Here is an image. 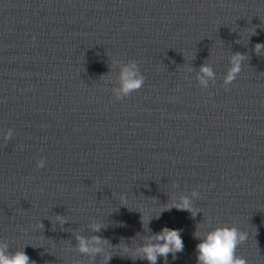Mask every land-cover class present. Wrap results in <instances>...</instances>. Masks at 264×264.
Here are the masks:
<instances>
[{"label":"clouds","instance_id":"1","mask_svg":"<svg viewBox=\"0 0 264 264\" xmlns=\"http://www.w3.org/2000/svg\"><path fill=\"white\" fill-rule=\"evenodd\" d=\"M253 51L257 56H264V44L256 43ZM246 55L240 52L233 53L229 58L230 67L227 69L225 76L223 77V84L225 90H228V86L237 78L242 71V63L245 61ZM113 65H119V77L117 85L111 88V92L117 100H122L131 96L134 92L139 91L145 83V77L141 74L139 66L136 61L130 60L127 63H120L119 60H113ZM216 74L211 64L204 63L199 67L196 75L198 85L202 88H208L209 82H214ZM14 133L12 129H8L4 139L7 141L13 137ZM37 168L45 167V160L42 158L37 161ZM194 198H200V193L194 189L191 194ZM122 200H126L125 195H121ZM176 208L178 210H184L191 213L194 218L201 210L194 206L193 201L188 196H183L178 202H172L164 210ZM156 218H159L158 215ZM142 219V223L145 229L150 220L145 222ZM57 221L63 225L67 222L62 216H57ZM198 226V225H197ZM40 227L43 228V224L40 223ZM90 230L93 233L99 232L105 227L102 223H92ZM196 239L200 242L196 245L197 251V264H248L244 257L238 256L236 250L238 246L248 239V234L235 225H220L211 230L194 233ZM77 244L75 250L83 256L89 257L92 261L98 255L103 254L105 262L112 258V255L105 254V245H108V241L98 235H92L91 237H85L77 234L75 236ZM127 248L128 246L125 245ZM9 244L4 240H0V264H35L34 261L26 254L22 249H18L15 252H9ZM184 242L181 237L180 230L164 227L160 232L144 237L143 243L138 245L133 250V255L129 257L133 260L140 259L148 261V264H157V260L163 257L165 264H167L169 254L173 259L176 258V254L183 252Z\"/></svg>","mask_w":264,"mask_h":264}]
</instances>
